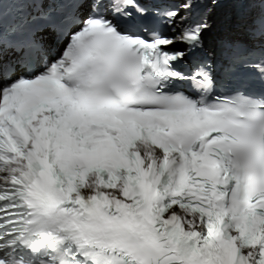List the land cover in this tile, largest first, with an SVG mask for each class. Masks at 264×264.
<instances>
[{
    "label": "snow or ice",
    "instance_id": "obj_1",
    "mask_svg": "<svg viewBox=\"0 0 264 264\" xmlns=\"http://www.w3.org/2000/svg\"><path fill=\"white\" fill-rule=\"evenodd\" d=\"M221 2L0 0V264H264V14L171 50Z\"/></svg>",
    "mask_w": 264,
    "mask_h": 264
},
{
    "label": "rangeland",
    "instance_id": "obj_2",
    "mask_svg": "<svg viewBox=\"0 0 264 264\" xmlns=\"http://www.w3.org/2000/svg\"><path fill=\"white\" fill-rule=\"evenodd\" d=\"M175 48H178V47H175Z\"/></svg>",
    "mask_w": 264,
    "mask_h": 264
},
{
    "label": "bare ground",
    "instance_id": "obj_3",
    "mask_svg": "<svg viewBox=\"0 0 264 264\" xmlns=\"http://www.w3.org/2000/svg\"><path fill=\"white\" fill-rule=\"evenodd\" d=\"M177 50V49H176Z\"/></svg>",
    "mask_w": 264,
    "mask_h": 264
}]
</instances>
